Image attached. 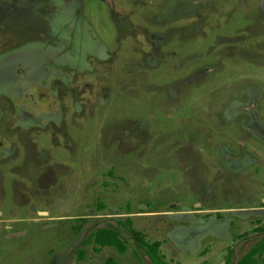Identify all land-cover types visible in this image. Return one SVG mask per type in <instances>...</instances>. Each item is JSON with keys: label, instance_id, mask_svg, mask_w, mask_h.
Returning a JSON list of instances; mask_svg holds the SVG:
<instances>
[{"label": "rangeland", "instance_id": "374dc122", "mask_svg": "<svg viewBox=\"0 0 264 264\" xmlns=\"http://www.w3.org/2000/svg\"><path fill=\"white\" fill-rule=\"evenodd\" d=\"M259 126L264 0H0V264H235Z\"/></svg>", "mask_w": 264, "mask_h": 264}, {"label": "trees", "instance_id": "16d2710c", "mask_svg": "<svg viewBox=\"0 0 264 264\" xmlns=\"http://www.w3.org/2000/svg\"><path fill=\"white\" fill-rule=\"evenodd\" d=\"M132 235L136 238L137 243L142 246L148 256L154 264H167L159 253L160 241L156 240L153 242H148L144 239L141 232L136 231L131 228ZM88 241L94 242L98 247L95 250H99L104 246H111L116 248L118 251L123 252L125 250V245L123 241L119 238V233L117 230L112 228H98L93 233H90ZM264 252V238L259 240L255 246L250 248L235 264H253L254 255L262 254ZM105 264H115L113 258H108Z\"/></svg>", "mask_w": 264, "mask_h": 264}, {"label": "flooded vegetation", "instance_id": "af4514ba", "mask_svg": "<svg viewBox=\"0 0 264 264\" xmlns=\"http://www.w3.org/2000/svg\"><path fill=\"white\" fill-rule=\"evenodd\" d=\"M256 120L254 119L253 121H252V123H254ZM258 128H264V127H262V126H259ZM245 159H246V161L248 160L246 157H245ZM262 202H264V201H262ZM264 207V206H263Z\"/></svg>", "mask_w": 264, "mask_h": 264}]
</instances>
